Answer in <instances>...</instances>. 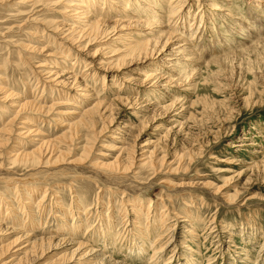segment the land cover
I'll use <instances>...</instances> for the list:
<instances>
[{
    "label": "rangeland",
    "instance_id": "1",
    "mask_svg": "<svg viewBox=\"0 0 264 264\" xmlns=\"http://www.w3.org/2000/svg\"><path fill=\"white\" fill-rule=\"evenodd\" d=\"M141 1L138 0L139 3ZM218 1L222 3L221 0ZM232 1L235 11L242 13L244 19L247 18V23L253 26L251 36H257L256 39L263 37L264 0L262 2L255 0L258 6H252L254 3L252 0ZM66 2L54 6L56 5L54 0L53 3L52 0H24V2L0 0V87L10 89L16 96L13 98L15 100L8 101L3 98V91L0 92V132L3 133L8 119L15 117L13 112L16 108L11 105L13 101L17 100V103L23 104L34 100L42 106L45 105L43 111L36 112V109H29L20 114V117L18 116L11 123L13 124L11 135L5 130L4 135L1 133V137L7 136L10 139L6 142L7 146L0 147V229L3 226V228L13 226L21 227L22 231L12 232L11 228L9 231L0 230V245L12 243L24 230L34 234L31 239L38 235L40 237L57 234L59 239L67 240L70 235L69 230L73 228L66 224L72 219L77 220L78 224L77 227L74 226L78 235L72 239L93 244L96 237L94 239L91 234H85L87 226L93 223L95 215L93 211L98 209L103 213H110L108 206L111 205L121 212L126 207L125 201L130 199L131 202L140 201L143 205L141 208L143 216L140 221L145 222V225L147 224L144 218L149 212L151 222L148 226L151 227V236H148L149 239L146 237V244L143 246L146 252L141 258L136 255L138 251L130 249L131 242L128 245L121 241L115 247L111 241L104 246L105 249L98 244L97 247L109 252L107 255H112L115 261L122 264L149 263L152 243L161 233L158 216L161 210L162 213H167V222L174 226L177 223L175 232H171L175 236V245H179L184 239L188 246L193 247V251L188 252L189 255H186V249L179 248L176 258L170 264H185V260L181 259L183 253H185L184 258L188 261L195 260V264H245L241 262L245 257L248 258L247 264H264V154L256 153L258 150L264 151L262 149L264 148V46L261 44L243 51L253 45L249 41L251 39L245 41L243 36L235 33L230 19L217 16L215 19V16L210 17L205 13V21L207 22L209 18L212 25L208 23L201 27V35L204 37L201 42L204 46L195 48L201 60L188 67L193 72V75L188 76L191 81L169 89H165L164 86H159L157 89L149 88L139 82L145 79L146 73L162 68L161 64L166 56L164 59L162 57L144 59L145 55L142 54L141 57L136 55L138 56L136 59L135 55H127L128 47L149 41L152 45L157 44V48H161L166 41L164 32L170 29L171 32L172 29L177 33L180 32V26L175 23H171L170 28L157 26L168 19L166 13L170 0H164L160 5L163 12L143 20L129 15L130 12L127 15H117L113 12L107 16L105 5L102 17L106 18L107 22L100 25L101 28L98 32H94L95 35L93 33L75 40L78 43L68 38V36L75 38L77 35V31L67 29L71 24H75L74 20L68 16L69 13L67 15L60 13L62 7H67L64 5ZM123 4H128L131 8L136 7L133 0H125ZM98 10L99 12L97 9L91 12V18L100 15L101 5ZM198 11L199 7L196 5L191 8V19L186 23L188 29ZM119 18L124 19H121L124 25L117 24L114 27V21ZM152 19L154 21H151ZM42 20H47L50 24L48 26L56 22H64L65 26L62 25L63 29L60 31L55 30L54 27H47L46 23V25L41 24ZM226 20L228 23L225 22ZM43 28H49L47 32L50 44H47V37L43 42L30 35L33 30ZM193 33L191 31L184 36L191 37ZM59 42H63L66 48L72 50L73 53L69 55L72 59L70 61L74 62L73 55H78L75 69L71 70H74L81 82H84L83 79L86 81L83 73L87 61L91 62L90 56L93 55L95 59L100 58L104 63L102 66L93 65V72L96 71L95 77L87 79L92 95H96L91 98L81 95L79 100H71L70 104L61 107L52 106V109L50 105L54 103L53 101L65 99L57 97L58 91L54 92L55 97H52L51 88L59 89L62 86L47 81L46 73L49 67L47 64H52L51 62H56L58 59L64 61L60 58L59 52H56L60 50ZM229 44L232 45L227 46ZM32 45H40L41 48L46 46V48L43 51L36 50L31 48ZM221 46H227V49L219 51ZM66 48L62 49L63 52H66ZM233 51L240 53L228 57L229 59H222L221 62L208 64L211 58ZM65 63L68 65V61ZM70 67L72 68V65ZM62 70L66 71L65 68ZM103 75L106 78L105 85ZM186 86H190L189 89H186ZM136 89L140 92L137 93ZM100 98L108 103L113 102L112 107L108 109L104 107L105 115L98 116L99 120L95 126L90 128L80 126L72 130L69 124L80 115L76 114V119L70 118L74 116L70 112L74 110L84 112L83 109L74 107L73 102L78 101L76 102L78 106L89 108ZM147 99L151 104L148 109L144 107L148 106ZM138 103L140 104L137 105ZM23 116L32 118L28 120L38 124L42 133L17 136L19 130L24 131L20 128L22 126L32 128L31 130L36 128L33 124L22 123L25 119ZM108 116H112L114 120L112 117L110 120ZM39 119L44 121L39 123ZM76 129L80 133L79 137L72 135ZM41 139L52 140L56 145L58 144V147L60 145V148L67 153L66 162L61 160L58 165L49 166L40 163L32 166V169L19 163L13 164L11 158L15 152L23 149L34 150L41 145ZM250 144L254 145L250 146ZM142 148L151 150L153 163L150 168L140 165L139 155ZM132 153L134 155L136 153L135 164L131 157ZM164 154L167 155L166 160L161 163ZM129 156L131 157L129 161L133 165L127 164ZM54 157H57V154ZM67 159L77 160L74 164H68ZM255 163L258 165H254ZM120 168L125 169L123 174L116 171ZM164 181L174 184L182 181L192 182L194 185L173 186L163 183ZM218 188L220 192H217ZM82 195H88V200L83 203L84 206L74 208L77 204L76 199ZM99 196L101 199L98 201ZM229 197L231 201L227 199ZM81 199L84 201L85 198ZM22 202L31 203L36 216L33 217L35 223L28 217L32 210L19 209L23 205ZM98 202L100 204L97 206ZM11 207L15 208L11 211ZM87 208L91 220L80 224L82 220L85 221V218L80 219V216ZM64 209L69 215L65 217L67 222H61L59 217ZM75 209H78V212ZM114 216L112 233H115L118 227L123 234L126 230L132 229L133 225L127 227L125 223L120 224L119 215ZM100 218V223L102 219L105 222V217ZM185 218L193 222L196 226L194 228L198 227L199 238L195 241L186 235L187 228L183 227L186 224L180 222ZM97 223H99L98 218L94 221V224ZM210 226L215 227L214 230H218L217 233L221 234L220 242L217 237L207 238ZM132 236L136 235L132 233ZM137 237L133 244H138ZM56 246L47 250L41 259L37 258L32 263L62 264L63 260L64 262L69 260L73 247L69 248L67 242ZM172 249L166 252L163 261L159 264L167 263V259L175 253L171 251ZM249 251L251 255L247 257L246 253ZM13 255L14 252L11 251L1 257L0 264L8 262ZM22 255L23 253L19 254ZM31 256L34 255L31 254L23 262L31 263Z\"/></svg>",
    "mask_w": 264,
    "mask_h": 264
},
{
    "label": "bare ground",
    "instance_id": "2",
    "mask_svg": "<svg viewBox=\"0 0 264 264\" xmlns=\"http://www.w3.org/2000/svg\"><path fill=\"white\" fill-rule=\"evenodd\" d=\"M123 1H125V0H68L67 2H66V0H54V4H56L54 6L62 5L63 3L66 2V4H64V5H66L67 7L66 8L62 7L60 13L65 14V15H67L69 13L68 16H70L75 22L74 25L71 24L70 27L67 28L68 30H71V31H77L76 32L77 35L75 36V38L70 37L68 35H65L66 37L68 36V38H71L73 41L80 39V38H83L84 36H87V35H92L94 32H98V30L101 28L100 25L107 22L105 20L106 18L104 19L102 17V15H103L102 13L104 12L103 9H104L105 5L107 6L106 7L107 16L113 12H116L115 14H117V15L118 14L119 15L120 14H123V15L126 14L127 15L130 12L131 14H129V15H133V17H138L140 20L153 18V16H155L157 13L163 12V10H162L163 8L160 7V5L163 4L164 0H142L141 3H139L138 0H133L136 7H132V8L128 4H123ZM221 1H222V3H220L218 0H194L192 2H191V0H170L169 5L167 7L168 10L166 13V14H168V19L162 21L163 22L162 24H157V26H159V27L163 26V27L170 28L171 23H175V25L178 24L180 26V32L177 33L173 29H172V32L170 31L171 29L167 30V32H164V35H165L164 37H166V39H165L166 41L163 43V46L161 48H157V46H156L157 44L152 45L149 41L136 43V44L128 47L129 52L127 55H135L136 59L138 56L141 57L142 54L145 55L144 59L152 58V57H156V58L162 57V59H164V56H166L165 57L166 59L161 64L162 68H157L156 70H154L151 73H146L145 79L144 80L142 79L143 81L139 82V83H142L141 85H145V87H149V88L151 87L154 89H157V87H159V86H164L165 89H169L170 87H173L175 85H177V86L181 85V83L183 85L184 83H186L187 81L190 80V77H188V76L193 75V72H191L188 67H192V65H193L192 63H197V62H200V60H201V57L198 55V53H197L198 51L195 48L204 46L202 44L203 42H201L204 39L203 35H201V27L207 25L208 23L210 24V26L212 25L209 18H208L207 22L205 21V18H204L205 13H206V15L208 13L210 17L215 16V19H216V16L227 18V20L230 19L231 22L233 23L232 25H234L233 30L235 33L243 36L246 39L245 41H248L249 39H251L249 41H251L253 43V45L244 49L243 51H247V50L251 49L252 47L257 46V45H261V44L264 46V36L261 38L259 37L258 39H256L257 36H251V35H253V34H251V32L253 31V26H250L249 23H247V21H246L247 18L245 20L242 13L235 11V7H233V5H232L233 1L232 0H221ZM252 1L254 2L252 6H258L256 1L262 2L263 0H256V1L252 0ZM23 2H24V0H23ZM52 3H53V0H52ZM100 5L102 6V11H101L100 15H96L93 18H91L92 17L91 12H93L95 9H97V12H99L98 9L100 8ZM195 5L197 7H199V11L197 13H195V17L192 18L193 21L190 24L191 27L188 29L186 26V23L188 20L191 19L190 11H191V8H193ZM117 8H118V10H117ZM66 10H68V11H66ZM153 12H156V13H153ZM121 19H123V18H119V19H116V21H114V23H115L114 27H116L117 24L119 26L124 25L123 24L124 22ZM227 20L225 21L226 23H228ZM34 21H35V19H34ZM151 21H154V20L152 19ZM212 21L214 22V19ZM251 21L252 20H250V22ZM53 22H55V20ZM53 22H52V24H53ZM131 22H132V20H131ZM42 23H44V24L46 23L47 25L46 24L45 25L47 27H54L55 30H59V31L63 29L62 28L63 26H65L64 22H61V23L56 22V23H54V25H51V26H48L49 23L47 20H42L41 24ZM127 24H129V23H127ZM252 24H253V22H252ZM131 27H132V25H131ZM54 28L52 30H54ZM48 29L49 28L35 29L32 31V34H30V35H32V37H34V38L41 39L40 41H43V39L45 37H47V38L49 37V34L47 32ZM191 31L194 32L191 37L184 36L185 33H189ZM93 35H95V33ZM197 35H199V36L197 37ZM48 42H50L49 38H48L47 44H50ZM75 43H78V41H75ZM57 44H58V42H57ZM130 44L131 43H129V45ZM59 45H60L59 46L60 50L56 51V52H59L60 58H62V60H64V61H61L58 59L56 62H51L52 64H47L49 67L46 66V68L48 67L47 68L48 72H46V73L48 76L47 81L50 80V82L55 83L57 86H62V88H59V89L58 88L57 89L51 88L52 97L54 96V92L58 91L57 97H63L65 99H59L61 102L60 101L56 102V100L53 101L54 103H52V105H50L51 108H52V106L53 107H61L63 105H68V104H70L71 100H75V99L79 100L81 95L85 96L86 98H91V96L96 95V94L92 95L91 90L89 88V81L87 79H89V78L93 79V77H95L96 71L94 70L95 72H93V65L99 64L102 66L104 63L103 61L100 60V58L95 59V57H93V55L90 56L91 62L87 61L88 64L86 63L87 66H86V69L84 70V73H83L86 76V81L83 79L82 81H84V82H81L80 78L77 76V74L74 72V70H71V69H75V65L78 61V55L77 54L73 55L75 57V59H73V60H75L74 62L70 61L71 58H69V55H71L73 53L72 50L70 48H66L65 45H63V42H59ZM231 45L232 44H229L227 46H231ZM233 45H235V44L233 43ZM39 46L40 45H32L31 48L36 49V50H42V51L46 48V46L42 47V48ZM78 46H80V45H78ZM227 46L219 47V51H223V49H227L226 48ZM166 47H167V49H166ZM63 48L67 49L66 52H63V50H62ZM128 50H126V51H128ZM234 51L232 53H228V54H224L222 56L211 58V60L208 61V64L213 63V62H216V63L221 62L222 59H226L228 57L231 58L234 55L236 56L237 53H240V51H236V52H234ZM38 52H40V51H38ZM155 53H157V55H155ZM136 55H138V56L136 57ZM126 58H128V57H126ZM140 60H142V59H140ZM65 61L66 62L68 61V65L65 63ZM117 61H119V60H117ZM186 61H188V62H186ZM70 65H72V68L70 67ZM51 66H55V67H51ZM39 67H43V66H39ZM54 68H56V71H54ZM64 68L66 71L62 70ZM107 69H108V67H107ZM112 70H114V69H112ZM102 78L104 79V85H105L106 84V78L104 75ZM134 83H135V81H134ZM187 85H189V84H187ZM111 87L113 88V86H111ZM189 87L190 86H186V89H189ZM1 90L3 91V98L4 99L11 101V99L16 98L15 94H13L10 89L7 90V88H5V87H0V92H1ZM136 90H138V89H136ZM73 91H75L76 93H73ZM165 91L167 93V90H165ZM139 92L140 91L138 90L137 93H139ZM149 95H151V94H149ZM130 98H132V97H130ZM13 100H15V99H13ZM176 100H178V98H176ZM146 101H148V102H146V104H148V106H144V107H146L148 109V108H150L149 105H151V104L149 103L150 100L147 99ZM76 102H78V101L73 102L74 107L83 109L84 112L80 113V112H77V110H74V112H70L71 114L72 113L74 114V116H71L70 118H72V117L75 118L76 114L80 115V117H78V119L75 118L76 120L69 124V126L72 130L75 129V127H80V126L81 127L86 126L87 128L95 126L99 120L98 116L99 115H103V116L105 115L104 114V107H106V109H108V107L111 108L112 107L111 104L113 103V102L108 103L107 101L100 98V100H98L97 103H95V105H93L92 107L83 108V107L78 106V104ZM127 102H128V99H127ZM177 102H179V101H177ZM139 104L140 103H138L137 105H139ZM11 105H12V107L16 108V109H14L15 111L13 112V113H15V117L12 119L9 118L10 120L8 119V121L6 122V126L3 129L4 134H5L4 130L6 132H10V135H11V133H13V128H12L13 124H11V123H13V121L20 114L24 113L26 110L36 109L37 110L36 112L45 110L44 109L45 105L42 106L41 103H39V102L36 103L34 100L26 101L23 104H19V102L17 103V100H16V101H13L11 103ZM47 108H48V106H47ZM62 111H64V110H62ZM112 113H114V112H112ZM112 116H108V117H110V120H111ZM23 118H25V119L24 120L22 119L23 120L22 123L33 124V126H36V128L34 130H31L32 128L30 129V128H27L25 126H22L20 128H23L24 131L19 130V133H16L17 136L23 137L24 135L31 136V135H33V133H35L34 135H38L39 133H42L39 130L40 127L38 124L31 123L32 121H30V120H32V118H29L26 116H23ZM28 118L30 120H28ZM58 119H60V118H58ZM39 120H40L39 123L44 121V119H39ZM112 120H114L113 117H112ZM128 123H130V122H128ZM7 125L8 126L10 125V126L8 127ZM20 128H18V129H20ZM1 133L2 132H0V147L4 146V145L7 146L6 142L10 139V137H7V136L5 138L1 137ZM3 133H2V135H4ZM79 134L80 133L77 132V129H76V131L74 130L72 132V135H74V136H78ZM87 138H88V136H87ZM40 141H41V145L38 146L34 150L26 151V149H23L22 151L15 152V154H13V158H11L12 162H14L13 164L19 163V164L24 165L25 167L27 166L28 169L29 168L32 169V166L40 164V163L44 164L45 166H49V165H55V164L58 165L61 160L65 161V159H66L65 155L67 153L65 150L60 148V145L58 147L57 146L58 144L56 145V143H54V141H52V140L49 141V140L41 139ZM253 145L254 144H250V146H253ZM46 147H49V148L51 147L52 149H49V148L47 149ZM85 148H86V146H85ZM262 149H264V148H262ZM141 150H142L141 154L139 155L140 156V165H142V167L143 166L148 167V168L152 167L153 159H151V150L146 149V148H142ZM55 151H57L58 153ZM136 152H138V151H136ZM256 153L264 154V151L258 150V152H256ZM56 154H57V157H54V155H56ZM132 154H131L132 156L131 155L130 156L132 157V159H134V156L136 155V153H135V155H134V153H132ZM153 154H154V152H153ZM130 156L127 159L128 160L127 164L132 163L131 161H129V159L131 158ZM165 156H167V155L164 154L162 156V158H161L162 161H160L161 163L166 160ZM68 160H70V159H67L68 164H74V161L76 163L77 159H75L74 161L73 160L68 161ZM180 161H182V160H180ZM98 163H99V161H98ZM133 163L135 164V159H134ZM133 163H132V165H133ZM179 163H181V162H179ZM105 164H103V165H105ZM111 164H113V163H111ZM116 165H117V163H116ZM132 165H130V166H132ZM254 165L257 166L258 163H255ZM0 166H1V164H0ZM117 166H119V165H117ZM111 167H114V166H111ZM125 169H129V168L125 167ZM125 169L123 170L120 168L116 171L121 172L123 174ZM127 171H129V170H127ZM119 176H121V175L119 174ZM163 183L168 184V185L173 184V186L194 185V183H192V182H183V181L180 183H175V184L172 182H168V181H164ZM216 191H217V189H216ZM217 192H220V188H218ZM23 193H25V192H23ZM27 195H28V193H27ZM44 195L46 197L47 193ZM56 195H57V193H56ZM87 197H88V195H82L81 197H78L76 199L77 204L74 206V208H79V207L84 206L83 203L88 200ZM42 198H43V196H42ZM81 198H85L84 201H82ZM230 198L231 197H229L227 199L231 201ZM100 199H101V196H99L98 201ZM39 202H40V200H39ZM22 203H23V205L21 206V208H19L20 210H23V211H25L27 209L32 210V206L30 205L31 203L30 204H29V202H26L27 204L24 202H22ZM125 203H126L125 204L126 207H125V209H122L121 212H118L119 210H117L116 208L114 209L113 206H111V205L108 206L110 208V210L112 209L111 211L108 210L110 213H103L102 210L98 211V209L93 211V215L95 214L93 216V220H92L93 223L89 226H87V224H86L87 228H86V232H85V234H91L92 236H94V239L96 237V240L93 239L95 242V243L93 242V244H90L88 241H79V240L72 239L75 235H78V233L75 231L77 229L76 227L78 224L76 222L77 220L74 221V219L69 220V222H67L65 217L69 216V215L66 214L67 212H65V209H67V208H65L64 210H62L61 216H59L60 220H61V222L62 221L67 222L66 226H70L71 228H73L72 230H69V228H68L70 235L67 233L69 235L67 240H66V238L65 239L64 238L59 239L57 237L59 235H57V234H55V235H41L40 237H38L39 236L38 235L37 237L33 238L34 239L33 240L31 238L34 234H31L30 232H28V230H24V228L22 227L24 232H22L21 235L17 236V238L14 241H12V243L9 242L8 244L4 243V244L0 245V258L7 255L9 252L13 251L14 255L11 257V259L9 261L7 260L8 262H6L4 264H25L24 263L25 261L23 262V260H25V258H29L30 255L33 254L34 256L33 257L31 256L32 260L30 261L28 259L31 262V263H29V262L28 263L33 264L32 262L36 261L37 258L41 259L43 257V255H45L47 250L51 249L52 247L54 248L56 245L58 246L60 244H63V242H67V246L69 248L73 247L72 250L70 251L71 257L68 258L69 260H65L66 262H64V260H63V263L60 262L62 264H68V263L69 264H114V263L115 264H122L118 261L113 260L112 255H107L109 252L103 251L104 246H107V244L111 241L115 247H117L118 244L121 243V241H124L123 244L127 243L128 245L131 242L130 249L132 251H133V249H134V251H138L136 253V255L138 254V257L141 258V257H143V255L146 252L143 249V246L146 244V237L151 236V227L148 226L149 223L151 222V218H150L149 212H148L146 214V217L144 218L146 220L147 225H145V222L142 223L140 221L141 216H143V213L141 212L142 211L141 208L143 207V205L140 203V201L131 202L130 199L129 200L127 199L125 201ZM99 204L100 203L98 202L97 206ZM108 204H110V203H108ZM71 207H73V206H71ZM130 207H131V209H129ZM13 208H15V207L10 208L11 211L13 210ZM75 210L78 212V209H75ZM29 213H30L28 216L29 219L33 223H35V221L33 220L34 219L33 217H36V216H34L33 210L30 211ZM159 213L160 214L158 216H159L160 225H161L160 226L161 233L158 235L157 239L152 243V246H151L152 254H151V257H150L148 264H159L161 261H163L162 259L164 258V255L166 254V252L172 248L173 249L171 251L175 252V253H173V255H171L169 257V259H167L168 261L166 264H170L174 261V258H176V253H177L179 248L183 249V250L186 249V252H187L186 255H189L188 252L193 251V247L190 245L188 246L184 239H182L183 241L179 245H175V239H174L175 236L172 235L173 233H171V232L172 231L175 232L176 227H177V223H175V226L171 225V223H169V221L167 222V218H166L167 213L163 212L164 213L163 214L161 210ZM116 214L119 215V217L118 216L117 217L120 220V224L125 223L127 225V227L128 226L131 227L133 225L132 229L126 230L125 234H123V231H120L121 229H120V227H118L115 229L116 232L112 233V231L114 230L113 223L115 222V219H114L115 216L114 215H116ZM131 214H132V216H131ZM90 216L91 215H90L89 209L87 208L86 211L84 212V214L82 216H80V219L85 218V221L82 220V223L80 222V224H83V223L85 224L89 220H91ZM101 216L105 217V222L102 219V223H100L101 222V218H100ZM97 218L99 219V223L94 224V221L97 220ZM7 220H8V218H7ZM180 222H183V224H186L183 227L187 228L185 232L187 233L186 235H188L189 237L192 238L191 240L194 239V241H195L197 238H199L198 233H200V232H198V230H197L198 227L194 228L196 226L193 225V222H190L187 218H185V220H181ZM212 224H213V221L210 225L212 226ZM75 225H76V227H74ZM211 226H210V228H208V229H210L209 230L210 232L208 233L207 238H209L211 236L214 238L217 237L218 241H219L221 239V236H220L221 234L217 233L218 230H214L215 227L213 228ZM3 227H1L0 230H3V231L8 230L9 231L12 229L11 230L12 232L22 231V230H20L21 227L20 228L19 227H13V226L7 227V228H3ZM64 227H65V225H64ZM189 227L191 229H189ZM204 228H206V227H204ZM204 228H202V230H205ZM132 233L135 234L136 236H138L137 237L139 239L138 244L137 243L133 244V242L136 239V236L133 237ZM60 234H62V233H60ZM199 235H201V234H199ZM149 237H148V239H149ZM165 238H167V240ZM164 240H166V241H164ZM98 244L101 245L103 248L100 249L99 247H97ZM220 246L222 247L223 244H221ZM220 246H218V247L220 248ZM21 253H23V255L19 256V254L21 255ZM182 255H183L182 256L183 258H181V259L185 260V262H186L185 264H195V260L188 261L187 258H184L185 253H183ZM246 255H247V257L250 256L251 255L250 251H249V253L247 252ZM189 257L191 258L192 256L190 255ZM247 260H248V258L245 257V259L242 260L241 262L247 264ZM51 264H53V263L51 262ZM135 264H136V262H135Z\"/></svg>",
    "mask_w": 264,
    "mask_h": 264
}]
</instances>
